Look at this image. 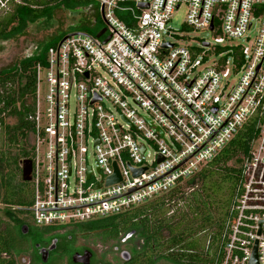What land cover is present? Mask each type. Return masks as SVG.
Returning <instances> with one entry per match:
<instances>
[{
    "label": "built area",
    "instance_id": "1",
    "mask_svg": "<svg viewBox=\"0 0 264 264\" xmlns=\"http://www.w3.org/2000/svg\"><path fill=\"white\" fill-rule=\"evenodd\" d=\"M95 1L102 36L73 32L36 68L34 223L88 222L153 201L255 118L218 264H264V0ZM23 3L0 0V15ZM183 6V30H210L213 42L192 44L170 26ZM115 162L121 180L107 184Z\"/></svg>",
    "mask_w": 264,
    "mask_h": 264
},
{
    "label": "trees",
    "instance_id": "2",
    "mask_svg": "<svg viewBox=\"0 0 264 264\" xmlns=\"http://www.w3.org/2000/svg\"><path fill=\"white\" fill-rule=\"evenodd\" d=\"M59 9L85 13L79 22L70 26L73 32L82 31L96 35L101 30L99 19L95 16L99 11L95 0H25V3L16 5L12 11L0 17V39L8 40L24 34L31 24L51 22ZM67 34L68 32L59 33L40 42L32 54L0 69V125L4 129V138L0 145V198L4 206L0 211L3 210L7 216L15 210L29 211L33 204V184L22 179L21 161L33 158V147L27 144V139L34 129L29 117L34 111L35 101L34 104L26 105L24 100L28 96L35 98L37 65L47 63L49 48L59 43ZM9 115L16 118L15 124L7 123L6 117ZM258 134V120L251 118L212 160L184 181L187 187H190L188 192L181 189L182 182L174 190L149 203L116 216L80 224L127 225L128 221L145 215L146 226L176 228L175 231L165 233L170 237L165 241L176 246L177 256L171 259L177 264H185L188 235L193 236L192 258L198 257L201 261L202 256L196 253L199 242L195 236L198 231L194 228L200 226L205 229L215 226L217 230L212 235L215 242L219 240L239 192L245 160L250 156ZM185 197L186 202L180 207L177 218L175 216L171 218L170 215L156 216V212H164L166 206H171L174 201L179 202ZM2 221L3 217L0 215V228L3 227ZM53 227L45 226L47 229ZM218 246L215 247L216 253L213 257L205 259V263L198 264H218Z\"/></svg>",
    "mask_w": 264,
    "mask_h": 264
},
{
    "label": "flooded vegetation",
    "instance_id": "3",
    "mask_svg": "<svg viewBox=\"0 0 264 264\" xmlns=\"http://www.w3.org/2000/svg\"><path fill=\"white\" fill-rule=\"evenodd\" d=\"M75 13L80 18L85 16ZM30 214L23 209L10 216L4 213L0 264H177L171 259L177 256L176 246L165 241L170 238L165 233L176 228L146 226L145 215L127 225L83 226V222H72L47 229L36 225ZM187 240L185 264L205 263L210 255L208 246L196 250L202 256L200 261L192 258L193 236L188 235ZM44 249L48 251L46 260Z\"/></svg>",
    "mask_w": 264,
    "mask_h": 264
},
{
    "label": "rangeland",
    "instance_id": "4",
    "mask_svg": "<svg viewBox=\"0 0 264 264\" xmlns=\"http://www.w3.org/2000/svg\"><path fill=\"white\" fill-rule=\"evenodd\" d=\"M75 12L77 11L72 10L71 12L65 9H59L57 10L55 17L51 22L46 23L44 21L43 22L41 21L35 24H31L27 28L24 34L17 35L14 38H11L8 40L0 39V69L12 64L13 62L27 55L32 54L37 44H39L40 42L44 40L51 38L54 35H57L59 33L61 34L63 32H68V34L73 33L70 26L76 24L81 19L79 16H77L78 13H75ZM84 12L86 11L84 10ZM3 15L5 14H1L0 17H2ZM95 16L98 17L100 28L102 29L104 27V21L102 19L101 12L97 11L95 13ZM185 19H186V7L183 6L177 12L174 13L172 20L169 22V24L178 33L187 34L188 32L189 36L191 37L190 43L192 44H196L202 40H207L211 42L214 41L216 33L210 30L190 28V29H187V31H184L182 25ZM34 99L35 98H33L32 96H28L24 100L25 104L26 105L34 104V101H35ZM6 121L8 124L12 125V124H15L16 118L14 116L9 115L6 117ZM3 132H4L3 126L0 125V145H2L1 142H2V139L4 138ZM27 144L30 147L31 146L33 147L32 133L29 135L27 139ZM21 177H22V173H21ZM181 189L184 190L185 192H188L190 190V187H187L186 182H183L181 184ZM0 197H1V188H0ZM149 202H146V203H149ZM185 202H186V197L180 200L179 202L174 201L171 206L168 205L164 208V212L162 211L156 212V216L159 215L161 217H166L167 215L168 216L170 215L171 218L174 216L177 218L178 211L180 207L184 206ZM146 203H143V204H146ZM143 204H140V205H143ZM3 206L4 205L1 203V198H0V208ZM0 215H2L3 218L5 217L3 210L0 211ZM29 218L33 220L32 213L29 215ZM194 230L198 231L196 235L198 238V242H199V246L197 247V250H204L205 246H208L210 255L207 258H210L211 256L213 257V255H215L214 253H216L215 247L218 245L219 241L217 242L214 241V237L212 233L215 232V230H217V227L214 226V227H208V228L202 229V227L197 226V228H194Z\"/></svg>",
    "mask_w": 264,
    "mask_h": 264
},
{
    "label": "water",
    "instance_id": "5",
    "mask_svg": "<svg viewBox=\"0 0 264 264\" xmlns=\"http://www.w3.org/2000/svg\"><path fill=\"white\" fill-rule=\"evenodd\" d=\"M212 28V27H211ZM105 32V28H103L101 31L98 32L97 36L100 37L102 36V34ZM73 33L67 34L61 41H64L68 36L72 35ZM110 37H108L105 41L109 40ZM145 149V147H143V150ZM21 167H22V179L24 181H31L32 180V171H33V160L30 158L27 159H23L21 161ZM114 167H115V173L113 175H111L108 178L107 184H112L115 183L117 181L121 180V174L120 171L118 169L117 163H114ZM145 170V168H141V169H134L136 174H140ZM100 187V185H99ZM25 210V209H23ZM31 210V208L29 209V211ZM27 225H24V228H26ZM47 255H48V251L46 249L43 250V256L44 259H47ZM255 261L257 259V253L255 251Z\"/></svg>",
    "mask_w": 264,
    "mask_h": 264
}]
</instances>
